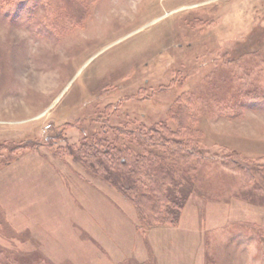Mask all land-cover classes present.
<instances>
[{"label":"rangeland","instance_id":"rangeland-1","mask_svg":"<svg viewBox=\"0 0 264 264\" xmlns=\"http://www.w3.org/2000/svg\"><path fill=\"white\" fill-rule=\"evenodd\" d=\"M0 264H264V0H0Z\"/></svg>","mask_w":264,"mask_h":264},{"label":"trees","instance_id":"trees-1","mask_svg":"<svg viewBox=\"0 0 264 264\" xmlns=\"http://www.w3.org/2000/svg\"><path fill=\"white\" fill-rule=\"evenodd\" d=\"M138 159H141V157H139ZM121 163L123 165L126 164L127 159L125 158H121L120 159ZM155 170L152 172L158 173L157 175L153 174L152 176V172L151 175L152 178H148V190H146L145 187V181H143V179L141 177H139V175L137 177H134V179L131 180V186H130V195L128 196H132L133 195V202L136 205V209L139 210V212H142L143 219H150L152 217V214H158L159 218H162V220L166 221V219H170V215L173 214L175 215L174 217L177 216V213L174 212V209L166 206V209L164 207V209L161 206V203H163L164 201H167L169 203V199L171 198V202L173 204H179V206L181 207L183 205V203L181 202V198L183 197L182 195L178 194V186L180 184V181H176L175 187L173 189L172 192H169V188H165V180H167V177L171 180L174 179V174L170 171V170H166V168L164 166L161 165H156V167H154ZM151 171V170H150ZM164 172V174H163ZM182 173L185 174V171ZM188 183V182H187ZM193 181L190 180L189 184L187 186H184L185 188H183L184 193L187 195H189V190L191 189ZM153 192V194H151V192ZM168 191V192H167ZM171 193H174V195H172ZM152 207V211L150 213L149 208L147 207ZM147 207V208H145ZM145 209H148L149 211L146 212ZM146 212V213H145ZM147 214V215H145ZM154 215V214H153ZM156 217V216H154ZM171 219H175V218H171Z\"/></svg>","mask_w":264,"mask_h":264}]
</instances>
